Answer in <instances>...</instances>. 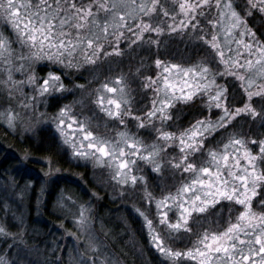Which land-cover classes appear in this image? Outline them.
<instances>
[{
	"label": "snow or ice",
	"instance_id": "snow-or-ice-1",
	"mask_svg": "<svg viewBox=\"0 0 264 264\" xmlns=\"http://www.w3.org/2000/svg\"><path fill=\"white\" fill-rule=\"evenodd\" d=\"M175 39L198 58L162 57ZM178 105L198 110L181 123ZM0 122L52 142L44 176L64 149L135 196L160 264H264V0H0ZM62 199L77 209L73 264H120L91 204ZM18 227L0 223V264H36Z\"/></svg>",
	"mask_w": 264,
	"mask_h": 264
},
{
	"label": "trees",
	"instance_id": "trees-1",
	"mask_svg": "<svg viewBox=\"0 0 264 264\" xmlns=\"http://www.w3.org/2000/svg\"><path fill=\"white\" fill-rule=\"evenodd\" d=\"M250 26L255 29L261 28V21L259 19L250 21ZM192 57L198 58L197 46H193ZM169 50L165 52L162 57L168 56ZM187 50H173L175 57H184L183 54H187ZM191 57V55H190ZM69 80L71 83H69ZM66 84L71 87L72 84H81V78L69 77L66 79ZM198 107H186L184 115L181 117V123H187L192 119L197 112ZM196 111V112H195ZM55 152L52 148V142L48 139H44L43 142L39 137L29 139L28 136L23 134H14L6 129L0 123V180L13 179L12 184L13 193L22 195L24 205L28 213L29 225L26 226L25 233V245L27 247L32 245L43 244L48 240V234L51 231L52 226H57L62 222H65V215L60 211L54 209L55 198L58 193L70 196L77 204L85 202H93L96 207V220L100 224V228L104 233H107L105 237L106 241L110 244L112 252L122 261L123 264H160L159 259L154 255L153 249L149 244L148 237L145 235L141 225H138L136 221L130 220V225L137 236L141 240L143 245L142 250L136 247L133 240L131 241L128 236V228L122 224V213L118 211L114 203L108 200L106 194H102L100 191H96L90 181V173L86 169L81 168L78 164L71 162L66 155L63 154L64 150L61 149L60 154L56 155L58 161V167L60 168L61 177L54 181L46 182L41 179L39 174L43 172V164L32 165L30 161H24L23 157L27 155L30 160H41L46 156H50ZM16 156L20 157V161H13L9 159L8 163H4L5 157ZM27 164L28 167H34V171L30 173L34 179H29L27 176L22 177L17 174L15 169L20 164ZM27 178V179H26ZM93 192H97L101 196L97 202L93 199ZM94 205V206H95ZM117 209V210H116ZM125 221V220H124ZM126 224L127 221H125ZM66 223V222H65ZM67 224V223H66ZM68 225V224H67ZM41 227V228H40ZM39 228V229H38ZM39 230L38 232L36 230ZM39 235V236H38ZM38 236V237H37ZM140 244V242H138ZM148 244V245H147ZM148 247V250H145ZM150 254L145 255L147 252Z\"/></svg>",
	"mask_w": 264,
	"mask_h": 264
},
{
	"label": "rangeland",
	"instance_id": "rangeland-1",
	"mask_svg": "<svg viewBox=\"0 0 264 264\" xmlns=\"http://www.w3.org/2000/svg\"><path fill=\"white\" fill-rule=\"evenodd\" d=\"M193 46H196V43L194 41H181L179 39L175 40H170L167 44L166 47H162L160 50L161 56L165 54L167 50H169L168 53H170L166 58L173 59L177 62H182V63H187L189 61L195 60L196 58L192 57V52ZM189 49V52L187 54H183L184 57L181 56L175 57L173 50H187ZM191 55V57H190ZM148 64H151V60L146 58V68L145 71L147 72H152L154 71V66L149 68L147 67ZM43 75V73H41ZM92 77L88 74H85L83 78H81L82 83H87L90 81ZM78 84V83H77ZM73 85L69 88H73ZM69 86V85H68ZM68 98L62 99L60 101V104H65V103H72L74 100L79 99L81 93L79 90H76L73 88L72 92L66 93L65 94ZM236 100H239V97H236ZM179 109L183 110V115L186 110V107L190 106H185V105H178L177 106ZM197 108V107H195ZM43 110V109H42ZM50 114H54L56 111H58V108L53 107L51 102L49 103L48 109ZM196 112V111H195ZM6 129L8 127L0 122ZM10 132L14 134H20L24 136H28V134H25L22 130L17 132V131H12L8 129ZM99 132H103L104 129L101 127L100 129H97ZM64 150V149H63ZM68 159H70L71 162H74L78 164L81 168L86 169L88 173H90V181L93 185V187L96 189V191H100L102 194H106L108 197V200L112 203H114L115 207L118 208V211L121 212L123 215L121 216L123 219L122 224L124 227L126 226L128 228V236L129 239L136 245V247L142 250L143 245L141 244V240L139 236H137V233H135L132 229V226L130 225V220L136 221L138 225H141L143 231L145 232V235H147V230L144 227V222L142 218H139L134 212L130 211L132 207V203L135 201L137 204H139V201L135 196H133L131 193H128L125 196H122L120 193V189L115 186L111 185L107 182L105 179H101L100 177V169L94 168V166L91 163H88L85 165L84 161H79L71 157L70 151L68 152V155H66ZM41 163L43 164V172L42 174H39L40 178L43 179L46 182H52L56 180L58 177H61V172L54 174L51 178L46 177L43 175V173L47 170L46 167L44 166V159L40 160ZM27 179V178H26ZM14 180L9 178V179H1L0 180V223L7 222L8 224H16L19 227L18 228H13L12 231H20L22 236H23V244L25 245V233L24 230H26V226L29 225L28 221V213L26 211V207L24 205V200L22 195L14 194L13 193V184ZM93 199H95L97 202L100 200L101 196L97 194V192H93L92 194ZM100 198H99V197ZM62 197H69L67 195H64L63 193H58V195L55 198L54 202V209L60 211L61 214L65 215V222H62L61 224L57 226H52L51 231L48 234V240L44 241L43 244H38V245H32L29 246L28 248L32 249V258L36 261V264H52V255L53 251L56 249H59V251H56V255L61 257L63 259L64 264H73L72 256V245L73 243H76L75 241L72 240L71 236H69V233H73L76 231V225L74 223V215L76 213V206L71 205V202H65ZM73 200V199H72ZM85 203H90L92 207V213L94 216V228L96 230L97 235L100 237L101 240L104 241V243L108 246L109 251L117 258V256L112 252L110 248V244L106 241L104 232L99 229L101 226L98 223V220H96V212L95 208L96 205L93 202H85ZM77 204V203H76ZM78 205V204H77ZM95 205V206H94ZM117 210V209H116ZM21 220L23 221L21 225ZM127 221L128 224H126L125 221ZM41 228V227H40ZM39 229V228H38ZM36 230L37 232L39 230ZM39 236V235H38ZM37 236V237H38ZM149 241V238H148ZM140 242V244H138ZM150 244V243H149ZM148 245V244H147ZM26 246V245H25ZM151 246V245H150ZM148 247H145V250H148ZM147 252V251H146ZM154 252V250H153ZM145 255L150 254L147 252ZM154 255L157 256V254L154 252ZM47 257V261H46ZM119 259V258H118ZM120 261V260H119ZM120 264H123L122 261H120Z\"/></svg>",
	"mask_w": 264,
	"mask_h": 264
}]
</instances>
